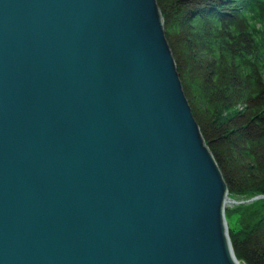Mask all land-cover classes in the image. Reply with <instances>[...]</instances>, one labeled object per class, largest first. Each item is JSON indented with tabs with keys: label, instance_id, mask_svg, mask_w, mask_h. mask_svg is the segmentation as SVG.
Here are the masks:
<instances>
[{
	"label": "water",
	"instance_id": "obj_1",
	"mask_svg": "<svg viewBox=\"0 0 264 264\" xmlns=\"http://www.w3.org/2000/svg\"><path fill=\"white\" fill-rule=\"evenodd\" d=\"M228 196L158 0H0V264H245Z\"/></svg>",
	"mask_w": 264,
	"mask_h": 264
},
{
	"label": "trees",
	"instance_id": "obj_2",
	"mask_svg": "<svg viewBox=\"0 0 264 264\" xmlns=\"http://www.w3.org/2000/svg\"><path fill=\"white\" fill-rule=\"evenodd\" d=\"M158 4L186 96L230 196H262L239 207L241 227H230L229 235L240 261L264 264V0Z\"/></svg>",
	"mask_w": 264,
	"mask_h": 264
},
{
	"label": "rangeland",
	"instance_id": "obj_3",
	"mask_svg": "<svg viewBox=\"0 0 264 264\" xmlns=\"http://www.w3.org/2000/svg\"><path fill=\"white\" fill-rule=\"evenodd\" d=\"M258 197V196H257ZM254 197L252 199H242V198H235V197H231L230 193L228 196V201L226 203V208L225 211H230V213H233L232 216H227V226H228V232L230 230V227L232 228H240L241 227V220H242V211H237L238 209H240L239 207L244 205V204H248L251 203L255 200H257L258 198ZM230 199V200H229Z\"/></svg>",
	"mask_w": 264,
	"mask_h": 264
},
{
	"label": "bare ground",
	"instance_id": "obj_4",
	"mask_svg": "<svg viewBox=\"0 0 264 264\" xmlns=\"http://www.w3.org/2000/svg\"><path fill=\"white\" fill-rule=\"evenodd\" d=\"M230 200V199H229ZM228 201V200H227ZM227 206V205H226Z\"/></svg>",
	"mask_w": 264,
	"mask_h": 264
}]
</instances>
